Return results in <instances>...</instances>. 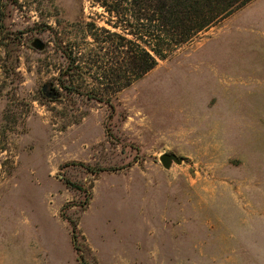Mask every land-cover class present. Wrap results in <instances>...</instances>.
Masks as SVG:
<instances>
[{"label":"rangeland","instance_id":"rangeland-1","mask_svg":"<svg viewBox=\"0 0 264 264\" xmlns=\"http://www.w3.org/2000/svg\"><path fill=\"white\" fill-rule=\"evenodd\" d=\"M17 1L0 0V264H81L71 221L89 264H264V0L115 91L113 33L134 40L115 14Z\"/></svg>","mask_w":264,"mask_h":264},{"label":"trees","instance_id":"trees-1","mask_svg":"<svg viewBox=\"0 0 264 264\" xmlns=\"http://www.w3.org/2000/svg\"><path fill=\"white\" fill-rule=\"evenodd\" d=\"M7 5H15L17 0H4ZM96 5L103 7L110 14H115L120 22L109 21V24L119 28L121 31H129L134 36V40H129L120 32L113 33L120 41L115 46V64L128 61V80L121 87L117 78L116 67H109L100 75V80H112L114 91L129 86L132 81H136L154 69L158 61L166 59L168 54L177 48L193 40L200 32L218 23L223 18L231 15L239 8L245 6L251 0H92ZM113 16V15H112ZM107 31V30H106ZM108 32V31H107ZM1 38H9L15 34L9 31L3 20L0 23ZM57 44L61 49L68 65L63 74L64 82L71 81L75 74L79 72L78 59L69 53L64 47V40L56 36ZM128 44V45H127ZM106 66V65H105ZM107 67V66H106ZM113 77V78H111ZM124 78V77H122ZM68 92L74 89L70 85H63ZM104 92V89H100ZM102 94V93H101ZM104 94V93H103ZM88 96H91L88 94ZM98 100L107 101L103 96ZM83 164V163H80ZM90 172L95 174L106 170L101 167L87 166ZM71 187L82 189L80 184L67 180ZM72 236L75 248L81 264H89L79 245V235L76 223L71 221Z\"/></svg>","mask_w":264,"mask_h":264},{"label":"water","instance_id":"water-1","mask_svg":"<svg viewBox=\"0 0 264 264\" xmlns=\"http://www.w3.org/2000/svg\"><path fill=\"white\" fill-rule=\"evenodd\" d=\"M33 47L38 50L45 49V43L41 39H35L32 42ZM48 87V84L44 85L43 89L45 90ZM159 160L164 168L169 169L171 166L175 164H181L183 162V157L178 156L175 153L166 152L160 155Z\"/></svg>","mask_w":264,"mask_h":264}]
</instances>
